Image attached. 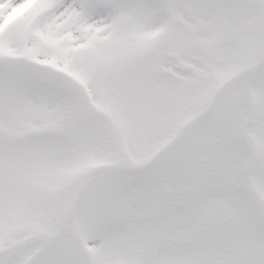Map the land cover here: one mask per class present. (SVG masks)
<instances>
[{
	"label": "snow or ice",
	"instance_id": "snow-or-ice-1",
	"mask_svg": "<svg viewBox=\"0 0 264 264\" xmlns=\"http://www.w3.org/2000/svg\"><path fill=\"white\" fill-rule=\"evenodd\" d=\"M0 264H264V0H0Z\"/></svg>",
	"mask_w": 264,
	"mask_h": 264
}]
</instances>
